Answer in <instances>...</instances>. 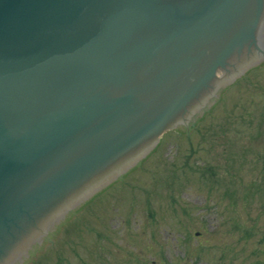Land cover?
I'll return each mask as SVG.
<instances>
[{
    "label": "water",
    "instance_id": "water-1",
    "mask_svg": "<svg viewBox=\"0 0 264 264\" xmlns=\"http://www.w3.org/2000/svg\"><path fill=\"white\" fill-rule=\"evenodd\" d=\"M263 29L264 0H0V264L264 61Z\"/></svg>",
    "mask_w": 264,
    "mask_h": 264
},
{
    "label": "rangeland",
    "instance_id": "rangeland-1",
    "mask_svg": "<svg viewBox=\"0 0 264 264\" xmlns=\"http://www.w3.org/2000/svg\"><path fill=\"white\" fill-rule=\"evenodd\" d=\"M201 113L67 212L22 264H264V61Z\"/></svg>",
    "mask_w": 264,
    "mask_h": 264
}]
</instances>
